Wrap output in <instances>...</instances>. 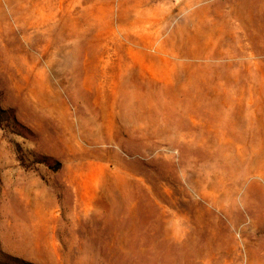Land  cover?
Listing matches in <instances>:
<instances>
[{"label": "rangeland", "instance_id": "obj_1", "mask_svg": "<svg viewBox=\"0 0 264 264\" xmlns=\"http://www.w3.org/2000/svg\"><path fill=\"white\" fill-rule=\"evenodd\" d=\"M0 264H264V0H0Z\"/></svg>", "mask_w": 264, "mask_h": 264}]
</instances>
